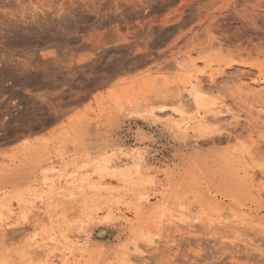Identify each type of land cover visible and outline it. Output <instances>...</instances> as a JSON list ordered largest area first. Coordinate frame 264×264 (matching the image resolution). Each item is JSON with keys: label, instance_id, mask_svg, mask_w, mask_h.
Masks as SVG:
<instances>
[{"label": "rangeland", "instance_id": "obj_1", "mask_svg": "<svg viewBox=\"0 0 264 264\" xmlns=\"http://www.w3.org/2000/svg\"><path fill=\"white\" fill-rule=\"evenodd\" d=\"M226 3L0 0V264H264V35Z\"/></svg>", "mask_w": 264, "mask_h": 264}, {"label": "bare ground", "instance_id": "obj_2", "mask_svg": "<svg viewBox=\"0 0 264 264\" xmlns=\"http://www.w3.org/2000/svg\"><path fill=\"white\" fill-rule=\"evenodd\" d=\"M237 1L238 0H227V3H226V5H225V8H226V14L224 15V16H222L223 17V19L224 20H226V21H231V20H233L234 18V13H236V10H235V5L237 4ZM131 9V8H130ZM130 9L128 8V9H126L125 11L127 12V10H129L130 11ZM252 11H251V14H252V16H253V18H251V21L250 22H252V27L254 28V29H256V30H259L260 31V34H261V36L262 35H264V0H258V3L256 4V6H254V7H252ZM128 11V12H129ZM40 15V14H39ZM20 20V19H19ZM22 21H25V19L24 20H22ZM35 22H37V21H35ZM38 22H39V20H38ZM34 23V22H33ZM24 24H25V22H24ZM42 24V23H41ZM75 24V23H74ZM73 24V25H74ZM72 28H73V26H72ZM81 28V27H80ZM42 29V28H41ZM83 29V28H82ZM82 29H80V30H82ZM36 30H38V29H36ZM69 30V29H68ZM79 30V29H78ZM79 30V31H80ZM41 31H43V29L41 30ZM44 31H46V30H44ZM48 32V31H47ZM82 32V31H81ZM44 33V32H43ZM84 33V32H83ZM45 34H47V33H45ZM49 34V33H48ZM53 35V34H52ZM54 35H56V33H54ZM54 35H53V37L51 36V38H53L54 40H56V38L58 39V38H60V41H61V39H62V41H63V43H64V38H61L60 36L59 37H54ZM63 35V34H62ZM45 36V35H44ZM43 36V37H44ZM264 37V36H263ZM50 38V37H49ZM50 38V40L49 41H51L52 39ZM15 40L16 41H19L18 39H11V41H14L15 42ZM59 40V39H58ZM73 40V39H72ZM91 40V39H90ZM10 41V40H9ZM10 41V42H11ZM53 41V40H52ZM51 41V42H52ZM61 41V42H62ZM66 41H68V40H66ZM74 41V40H73ZM13 42V43H14ZM21 42H23V41H21ZM20 42V43H21ZM58 42V41H57ZM12 43V42H11ZM15 43H17V42H15ZM54 43H55V41H54ZM68 43V42H67ZM18 44V43H17ZM17 44H16V46H17ZM28 44V43H27ZM32 44V43H31ZM62 44V43H61ZM61 44L60 43H58V45H60V47H63V46H65L64 44H63V46H61ZM70 44H72V43H70ZM15 45V44H14ZM69 45V44H68ZM6 46H11V45H9V43H8V45H7V43H6ZM21 47V45H18L17 47ZM67 46V45H66ZM66 46H65V48H66ZM11 47H13V45L11 46ZM15 47V46H14ZM68 47H70V45L69 46H67V48ZM23 48V47H22ZM10 49V48H9ZM57 49H59V47L57 48ZM58 51H62L61 50V48H60V50H58ZM69 51V50H68ZM18 52V51H17ZM17 52H16V54H17ZM29 52V51H28ZM28 52H26V53H28ZM30 52H34V54H32V58H33V60H35V59H38L39 60V62H40V57L38 56V55H36L35 54V51H30ZM19 53H21L20 51H19ZM15 54V53H14ZM25 54V53H24ZM60 54H61V52H60ZM68 54V53H67ZM20 55V54H19ZM21 55H23V54H21ZM46 55V54H45ZM64 55V54H63ZM24 57H26L27 58V54L26 55H24ZM31 57H30V59H31ZM40 58V59H39ZM71 59H72V57H71ZM42 61H41V63L43 64V65H46V63L44 64V61L45 60H43V59H41ZM74 60V59H73ZM32 61V60H31ZM37 61V60H36ZM68 61H69V59H68ZM72 61V60H71ZM33 62V61H32ZM45 62H48L47 60L45 61ZM49 63V62H48ZM74 65V61H73V63H72V66ZM83 65H89V63L87 62V64L85 63V64H82V66ZM68 66V65H67ZM72 66H70V67H72ZM75 66V65H74ZM80 66V65H79ZM79 66H76V68H79ZM65 67H66V65H65ZM70 67H68L67 69H69ZM66 69V68H65ZM71 69V68H70ZM75 68L73 67V70H74ZM73 70H71V71H73ZM70 71V70H69ZM70 71V72H71ZM249 85V84H248ZM194 90V88H192V91H190L189 93H188V95H187V101H186V103H188V107L187 108H183V109H180V110H176L172 115H171V118L170 119H172V121H174V124H175V126L176 127H184L185 126V124H184V122H183V120H184V116H185V113L188 111V109H189V107L191 106V107H196V108H199L200 106H201V103H200V99H199V95H198V93L197 92H195V91H193ZM246 90V89H245ZM247 90H249V89H247ZM246 90V93L248 92ZM262 90V89H261ZM255 92H259V91H254V93ZM263 93V92H262ZM160 94V93H159ZM251 94V93H250ZM0 102H2V101H0ZM114 104V106H113V108L114 109H117L118 107H117V104L116 103H113ZM191 109V108H190ZM166 114V113H165ZM260 114V113H259ZM160 115H162V114H160ZM166 116V115H165ZM259 116V115H258ZM165 120H168V119H166L165 118ZM208 120V119H207ZM212 120V119H211ZM158 121V120H157ZM213 122H215V120H212ZM199 127L201 126V125H198ZM203 128V127H202ZM144 136H146L145 134H143L140 130H138L137 131V133H136V137H137V139L138 140H140V141H142V140H144ZM217 139V138H216ZM219 139H221V140H224L223 139V137L222 138H219ZM210 140V139H209ZM212 140H213V138H212ZM229 141H230V139H229ZM91 144V143H90ZM92 146V145H91ZM139 148V147H138ZM141 149V148H140ZM256 149V148H255ZM137 151H139L138 149H136ZM252 150V149H251ZM127 151H129V150H127ZM135 152V151H134ZM125 153H128V152H125ZM138 153V152H137ZM136 153V154H137ZM135 153L134 154H127V155H125L124 157L126 158V160H128V162H131V163H136V162H140L141 161V157H140V155L139 154H137L136 155ZM117 165V164H116ZM254 180V179H253ZM250 182H252V177H251V179H250ZM141 196H139V198H140ZM143 197V196H142ZM143 199V198H142ZM20 200V198H18V201ZM139 203V202H138ZM153 210V209H152ZM93 213V212H92ZM199 213H202V211H199ZM223 215V214H222ZM199 217V216H198ZM217 217L219 218L218 220H219V222L217 223L218 225H221V224H225L226 222H224V221H226L229 217H225V218H223L222 216H221V214H218L217 215ZM231 217V216H230ZM186 218V217H185ZM245 221V220H244ZM218 225H213L211 228L212 229H214V228H216V226H218ZM211 226V225H210ZM210 230V229H209ZM236 230V229H235ZM213 232L215 231V230H212ZM219 232V230H217L216 229V231L215 232ZM215 232H214V234H215ZM235 232V231H234ZM233 232V233H234ZM220 233H221V231H220ZM219 233V234H220ZM223 233V232H222ZM218 234V235H219ZM238 234V233H237ZM223 235H224V233H223ZM236 235V234H235ZM221 236H222V234H221ZM223 237V236H222ZM246 238V237H245ZM253 238V237H252ZM244 239V238H243ZM247 241H248V239H246ZM251 240H253V239H251ZM250 240V241H251ZM83 242V244H86L88 241H87V239L86 240H78L77 238H76V240L75 241H69L68 242V247L70 246H76V245H78V242ZM249 242V241H248ZM254 242V241H253ZM246 243V242H245ZM247 244V243H246ZM254 246V245H253ZM259 246V245H258ZM69 247V248H70ZM88 247V246H87ZM86 247V248H87ZM155 247V246H154ZM93 248V247H92ZM72 250H74L73 248H71ZM88 249V248H87ZM75 258V256H74V254H71V256H69V257H66L64 260H62V264H65V263H67V261H69L70 259H74Z\"/></svg>", "mask_w": 264, "mask_h": 264}, {"label": "crops", "instance_id": "obj_3", "mask_svg": "<svg viewBox=\"0 0 264 264\" xmlns=\"http://www.w3.org/2000/svg\"><path fill=\"white\" fill-rule=\"evenodd\" d=\"M17 146H19V144H17Z\"/></svg>", "mask_w": 264, "mask_h": 264}]
</instances>
